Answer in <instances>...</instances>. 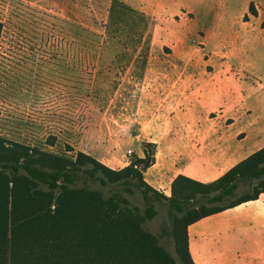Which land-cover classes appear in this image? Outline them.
Masks as SVG:
<instances>
[{
  "label": "rangeland",
  "instance_id": "obj_1",
  "mask_svg": "<svg viewBox=\"0 0 264 264\" xmlns=\"http://www.w3.org/2000/svg\"><path fill=\"white\" fill-rule=\"evenodd\" d=\"M0 24V139L6 147L72 160L84 153L121 170L144 157L143 143H153L151 171H168L166 157L179 152L176 171L187 164L177 142L197 143L194 111L206 115L211 135L234 120L225 95L235 88L225 76H232L236 57L233 50L221 52L222 36L204 31L215 26L213 17L176 15L159 0H0ZM184 125L188 132H176ZM148 170L145 181L170 197L176 172L154 183ZM76 187L106 196L115 191L83 175ZM122 194L144 210L138 191ZM156 206L158 215L144 227L159 236L168 215L166 205ZM243 242L233 233L226 238L230 264H242L251 252ZM160 244L176 258L171 238L160 237ZM45 249L42 264H72L63 250Z\"/></svg>",
  "mask_w": 264,
  "mask_h": 264
},
{
  "label": "trees",
  "instance_id": "obj_2",
  "mask_svg": "<svg viewBox=\"0 0 264 264\" xmlns=\"http://www.w3.org/2000/svg\"><path fill=\"white\" fill-rule=\"evenodd\" d=\"M250 12L256 15L253 5ZM142 150L143 158L113 170L84 153L72 160L18 144L6 147L0 139V264L45 263V248L63 250L72 264H195L188 227L264 193V148L210 183L177 176L170 197L144 179L155 164L156 145L143 143ZM80 175L115 191L106 196L76 187ZM122 191H138L144 210ZM157 203L167 206L168 215L159 236L144 227L158 215ZM166 236L176 258L160 244Z\"/></svg>",
  "mask_w": 264,
  "mask_h": 264
},
{
  "label": "crops",
  "instance_id": "obj_3",
  "mask_svg": "<svg viewBox=\"0 0 264 264\" xmlns=\"http://www.w3.org/2000/svg\"><path fill=\"white\" fill-rule=\"evenodd\" d=\"M159 3L172 8L176 15L183 12L193 19L213 17L215 26L200 29L222 36L221 52L233 50L236 57L232 76H225L235 88L225 95L226 100L233 102V122L211 135L206 115L201 110L194 111L197 143L193 139L185 140L183 145L177 142V147L185 150L187 164L174 171V157L179 152H173L165 159L172 163L168 171L148 170L154 183L168 172H176L170 186L179 175L210 183L264 147V0H159ZM251 5L256 15L251 14ZM183 128L176 132L189 131L185 125ZM210 178L213 180H205ZM231 233L243 243L250 242L252 247L250 253L244 254L242 264H264V193L257 200L189 226V251L194 263L230 264L225 242ZM239 257L237 254L234 260Z\"/></svg>",
  "mask_w": 264,
  "mask_h": 264
}]
</instances>
